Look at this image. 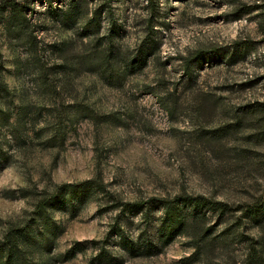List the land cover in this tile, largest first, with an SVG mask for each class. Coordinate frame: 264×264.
Segmentation results:
<instances>
[{
  "label": "rangeland",
  "instance_id": "374dc122",
  "mask_svg": "<svg viewBox=\"0 0 264 264\" xmlns=\"http://www.w3.org/2000/svg\"><path fill=\"white\" fill-rule=\"evenodd\" d=\"M70 1L0 0V237L39 195L97 176L103 191L50 211L62 227L52 264H91L116 200L183 193L229 208L207 212L203 239L178 234L149 256L122 254L110 236L120 264H264L263 215L242 216L264 203V0H83L73 24ZM9 2L24 26L9 24ZM75 240L85 248L58 260Z\"/></svg>",
  "mask_w": 264,
  "mask_h": 264
},
{
  "label": "trees",
  "instance_id": "16d2710c",
  "mask_svg": "<svg viewBox=\"0 0 264 264\" xmlns=\"http://www.w3.org/2000/svg\"><path fill=\"white\" fill-rule=\"evenodd\" d=\"M50 2V0H47ZM83 0H71L69 6L61 13L68 14V21L73 24L81 13L78 12V4ZM149 6L154 5V0H147ZM96 7L92 10L91 16L83 24L84 34L92 35L98 30L99 10ZM110 12V11H109ZM9 24L11 26H24L26 15L22 8L15 3L9 2ZM97 26V27H92ZM113 24L108 29L107 37L112 42ZM143 42L141 45H144ZM141 45L138 47L135 63L137 68L146 64L151 49L155 47L153 41L146 43L142 52ZM111 47V45H110ZM238 44L231 51L230 59L233 58ZM234 60V59H233ZM0 120L7 119L6 114L0 107ZM4 115V116H3ZM104 190L100 179L95 177L87 178L80 182H64L50 193H44L36 198L33 209L29 216L22 223H11L7 226L0 237V264H52L51 252L57 236L62 227L51 218L50 211L57 209H72L73 202L84 198L89 189ZM111 208L117 209L115 220L110 225L109 231L97 247V251L90 258V263L106 262L109 264H120L122 257L116 259L115 255L107 248L110 236L117 241L122 254L130 257L149 256L156 254L178 234H188L193 239L201 240L207 233L203 225L207 212L224 213L228 210V203L223 200L212 199L203 194L183 193L172 197L150 196L138 200H116ZM157 215L158 224L151 231L148 228L149 221ZM137 213L140 221L134 223L130 215ZM264 203L256 207L246 204L242 210V216L264 220ZM91 243H99L91 239ZM85 248L83 242L75 240L62 253L56 254L58 260H66L75 256L77 252ZM36 256L34 257V253ZM40 254V255H39Z\"/></svg>",
  "mask_w": 264,
  "mask_h": 264
}]
</instances>
